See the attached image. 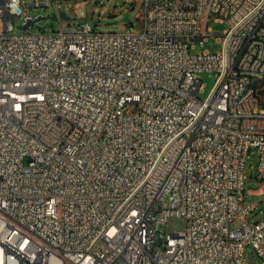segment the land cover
I'll list each match as a JSON object with an SVG mask.
<instances>
[{"label": "built area", "instance_id": "obj_1", "mask_svg": "<svg viewBox=\"0 0 264 264\" xmlns=\"http://www.w3.org/2000/svg\"><path fill=\"white\" fill-rule=\"evenodd\" d=\"M57 1L0 0V264L264 262L244 175L252 152L264 180V0H141L139 31ZM20 3L57 28L30 31Z\"/></svg>", "mask_w": 264, "mask_h": 264}, {"label": "rangeland", "instance_id": "obj_2", "mask_svg": "<svg viewBox=\"0 0 264 264\" xmlns=\"http://www.w3.org/2000/svg\"><path fill=\"white\" fill-rule=\"evenodd\" d=\"M85 1L84 5H79L78 2ZM57 4L61 11L66 15L73 17L74 8L83 9L87 20L93 29L97 31H119L132 28L135 31L140 30V8L141 0H58ZM78 4V5H77ZM23 16L42 15L35 21L30 31H51L56 29L58 22L54 16V11L49 9H42L40 7H33L20 3ZM23 16H15L13 21V31L15 33L22 32ZM208 26L213 31L222 33L226 29V24L210 19ZM220 48L218 38L215 35L210 36L201 46L196 43L194 48H191L190 53H196L202 49L209 52H216ZM202 87L197 93V96L203 100L210 93L214 81V72L200 73ZM256 156L251 154L246 159L244 168L245 175V198L250 201H258V208L250 214L251 220H256L264 215V195L261 193L264 187V180L256 178ZM185 228V221L181 217L171 216L167 219L165 230L169 233L181 232ZM245 254L250 264H264L262 259L252 250L251 247H246Z\"/></svg>", "mask_w": 264, "mask_h": 264}, {"label": "bare ground", "instance_id": "obj_3", "mask_svg": "<svg viewBox=\"0 0 264 264\" xmlns=\"http://www.w3.org/2000/svg\"><path fill=\"white\" fill-rule=\"evenodd\" d=\"M260 62H264V52L260 53ZM245 93H252V85H244Z\"/></svg>", "mask_w": 264, "mask_h": 264}, {"label": "water", "instance_id": "obj_4", "mask_svg": "<svg viewBox=\"0 0 264 264\" xmlns=\"http://www.w3.org/2000/svg\"><path fill=\"white\" fill-rule=\"evenodd\" d=\"M60 14H61V16H62L64 19H66V20H69V19H71V17H70V16H68V15H66L64 11H62ZM40 17H41V16H40ZM32 23H33V21H32V20H28L27 24H26V25H24L22 29H23V30H26V29H27V27H28L29 25H31Z\"/></svg>", "mask_w": 264, "mask_h": 264}]
</instances>
